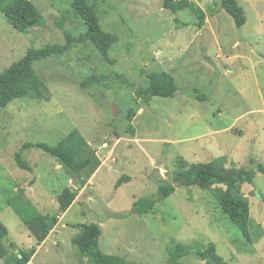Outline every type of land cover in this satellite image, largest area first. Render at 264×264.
Listing matches in <instances>:
<instances>
[{"label": "rangeland", "instance_id": "1", "mask_svg": "<svg viewBox=\"0 0 264 264\" xmlns=\"http://www.w3.org/2000/svg\"><path fill=\"white\" fill-rule=\"evenodd\" d=\"M31 1L44 21L26 32L0 9V72L32 46L63 43L66 31L87 30L72 0ZM90 1L100 4L102 27L119 36L110 51L116 62L105 61L91 43L35 61L50 99L21 97L0 107V219L9 241L16 251L37 249L28 264H93L72 238L81 231L74 224L95 222L102 227L99 248L132 264H172V240L213 243L228 264H264V174L255 165L264 164V0H238L247 15L242 27L221 0H193L206 13L201 28L192 10L174 13L164 0ZM163 70L179 91L146 102L136 88ZM93 73L108 79L82 86ZM130 108L136 111L131 129ZM75 128L102 160L85 187L77 189L75 176L40 148L23 153L32 170L18 166L15 153L24 142L54 145ZM181 157L190 163L227 157L228 168L255 169L253 183L242 184L258 225L250 227L253 242L224 214L212 189L174 180ZM125 174L131 180L116 188ZM164 184L175 186L167 198L160 192ZM66 186L78 196L60 212L57 197ZM143 196L156 197V205L138 214L134 202ZM36 213L60 214L41 245L24 224ZM0 264L7 263L0 258ZM181 264L208 263L192 252Z\"/></svg>", "mask_w": 264, "mask_h": 264}, {"label": "trees", "instance_id": "2", "mask_svg": "<svg viewBox=\"0 0 264 264\" xmlns=\"http://www.w3.org/2000/svg\"><path fill=\"white\" fill-rule=\"evenodd\" d=\"M163 5L174 13L185 9L192 10L198 16L196 23L199 28L206 23L205 11L193 0H164ZM221 6L234 18L237 27H242L247 22L246 11L238 0H221ZM71 8L86 23V32L76 35L71 31H66L63 43H48L41 47L32 46L20 60L0 72L1 108L7 107L13 100L21 97L37 100L50 99L47 83L34 68L35 61L62 56L79 44L91 43L105 61L111 64L116 62L111 57L110 51L119 40V36L102 27L99 2L72 0ZM0 9L7 21L19 32H26L29 28L39 25L44 19L42 11L31 0H11L8 4H4V1L0 0ZM176 20L179 19L176 18ZM117 77H121V75H117ZM147 78L148 84L146 86L136 88L137 95L146 102H150L155 96L174 97L179 91L176 78L168 71L154 72L148 74ZM107 79L106 75L93 73L86 77L81 84L84 87L89 84L102 85ZM197 97L203 98L201 95H197ZM135 112L133 108H130L127 114L130 129L133 128L131 121ZM30 148H40L55 158L70 174L75 176L77 189L85 187L102 165V160L96 149L76 128L54 145L46 142H24L15 153V160L22 169L32 170V165L23 155ZM226 159L227 157H222L208 162L190 163L181 157L179 169L174 173V180L184 186L197 185L203 189H212L224 214L229 216L232 222L239 227L249 242H253L250 227L256 226L258 228V225L251 216L250 201L243 194L242 184L244 181L253 183L255 169L228 168L225 165ZM252 162L255 163L254 160ZM255 165L257 170L264 174V164L257 162ZM130 180V175H123L117 181L116 188L123 181ZM174 191L175 186L173 184H164L160 188L162 198H167ZM77 196L78 191L66 186L57 197L60 204L59 211H67ZM155 198L150 196L139 198L134 202V212L138 214L152 212L157 201ZM9 203L8 201L7 204L10 205ZM59 215V213H36L25 220V226L36 238L38 245L47 239L60 221ZM74 226L81 228V231L72 238V242L78 248L81 257L89 256V260L93 264H132L124 256L107 254L99 248V239L102 234V227L99 223H77ZM9 235L8 227L0 219V258L4 259L7 264H28L37 249L33 247L30 250L19 249L16 251L17 244L9 241ZM192 252L202 260H206L208 264H228L224 257L218 253L217 247L213 243L208 246H201L198 242L180 243L172 240L170 247L172 264H181V259Z\"/></svg>", "mask_w": 264, "mask_h": 264}, {"label": "water", "instance_id": "3", "mask_svg": "<svg viewBox=\"0 0 264 264\" xmlns=\"http://www.w3.org/2000/svg\"><path fill=\"white\" fill-rule=\"evenodd\" d=\"M21 256V255H20Z\"/></svg>", "mask_w": 264, "mask_h": 264}]
</instances>
